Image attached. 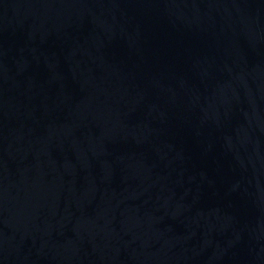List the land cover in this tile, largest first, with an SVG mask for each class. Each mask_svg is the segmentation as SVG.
Segmentation results:
<instances>
[{
  "label": "water",
  "instance_id": "95a60500",
  "mask_svg": "<svg viewBox=\"0 0 264 264\" xmlns=\"http://www.w3.org/2000/svg\"><path fill=\"white\" fill-rule=\"evenodd\" d=\"M0 264H264V0H0Z\"/></svg>",
  "mask_w": 264,
  "mask_h": 264
}]
</instances>
